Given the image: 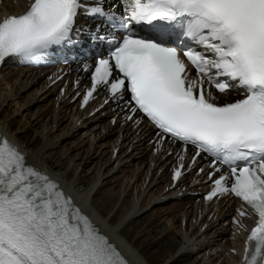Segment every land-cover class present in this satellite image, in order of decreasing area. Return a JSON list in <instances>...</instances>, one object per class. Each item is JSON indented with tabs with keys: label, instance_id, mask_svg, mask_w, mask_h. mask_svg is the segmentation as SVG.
Returning <instances> with one entry per match:
<instances>
[{
	"label": "snow or ice",
	"instance_id": "1",
	"mask_svg": "<svg viewBox=\"0 0 264 264\" xmlns=\"http://www.w3.org/2000/svg\"><path fill=\"white\" fill-rule=\"evenodd\" d=\"M81 17L98 23L77 27ZM82 37L106 55L98 52L80 69L91 82L81 107L102 89L101 108L116 104L125 123L151 125L156 152L165 143L179 145L173 181L205 159L213 185L205 200L232 195L253 210L243 264H264V0H31L24 12L0 18V63L39 64L52 49L82 46ZM0 264H127L59 184L6 137L0 138Z\"/></svg>",
	"mask_w": 264,
	"mask_h": 264
},
{
	"label": "bare ground",
	"instance_id": "2",
	"mask_svg": "<svg viewBox=\"0 0 264 264\" xmlns=\"http://www.w3.org/2000/svg\"><path fill=\"white\" fill-rule=\"evenodd\" d=\"M53 96L54 88L46 90L38 74L0 69V130L29 165L59 181L67 193L80 195L85 210L140 264H237L228 253L234 247L223 224L230 210L211 220L208 215L197 226L199 204L176 199L177 190L166 192L167 174L157 171L170 158L150 155L146 132L114 127L98 116L78 127L75 116L82 113H73L68 101L56 110ZM116 146L121 151L114 159Z\"/></svg>",
	"mask_w": 264,
	"mask_h": 264
},
{
	"label": "rangeland",
	"instance_id": "3",
	"mask_svg": "<svg viewBox=\"0 0 264 264\" xmlns=\"http://www.w3.org/2000/svg\"><path fill=\"white\" fill-rule=\"evenodd\" d=\"M4 87V86H3ZM3 87H1L2 88V90H4V89H6L5 87L3 88ZM7 90H4V94H5V92H6ZM22 101H23V99L20 101V103H22ZM6 102H9V101H6ZM17 101H15V103H16ZM12 103V102H11ZM19 103H17V105H18ZM14 106H15V104L13 105H11L9 108H10V110H9V112H12L13 110H14ZM17 108L18 107H20V104L18 105V106H16ZM12 110V111H11ZM21 112L23 113V111L21 110ZM163 224H166V222H162ZM207 260V256H206V258L204 259V261H206Z\"/></svg>",
	"mask_w": 264,
	"mask_h": 264
}]
</instances>
